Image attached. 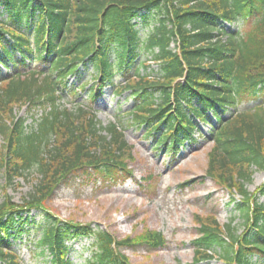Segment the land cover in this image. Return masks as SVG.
Returning a JSON list of instances; mask_svg holds the SVG:
<instances>
[{"label":"trees","instance_id":"obj_1","mask_svg":"<svg viewBox=\"0 0 264 264\" xmlns=\"http://www.w3.org/2000/svg\"><path fill=\"white\" fill-rule=\"evenodd\" d=\"M0 6L7 14L0 19V171L8 183L33 170L40 176L21 204L8 195L0 203V264H22L13 241L28 231L33 210L44 214L36 249L49 252V264H73L67 242L80 238L93 239L88 264H128L122 248L165 246L157 230L120 239L61 220L44 202L73 175L101 184L130 176L135 157L126 127L143 128L157 148L174 155L185 141H195L209 114L216 123L209 130L206 175L239 195L233 202L244 227L238 232L234 219L220 224L214 214L196 213L190 264L215 256L229 264H264V182L247 189L255 169H264V103L223 116L264 95V0H0ZM143 10L159 18L142 39L134 19L145 18ZM239 19L237 31L223 26ZM148 60L159 64L157 74L147 70ZM88 63L95 72L90 102L106 84L134 98L126 123L122 116L102 125L91 104L61 105L64 93L78 94L69 78ZM119 72L125 80L118 85ZM24 106L41 110L32 124L15 112Z\"/></svg>","mask_w":264,"mask_h":264},{"label":"rangeland","instance_id":"obj_2","mask_svg":"<svg viewBox=\"0 0 264 264\" xmlns=\"http://www.w3.org/2000/svg\"><path fill=\"white\" fill-rule=\"evenodd\" d=\"M141 15L146 17L141 18L139 15L134 21L143 39L157 25L159 15L154 10L150 12L143 10ZM6 17L7 14L0 6V19ZM242 25L241 19L233 24L223 23L228 32L237 31ZM111 54L114 55L113 52ZM19 57L20 55L16 54V58ZM148 58L146 54L140 55L142 60ZM147 64L150 65L147 70L157 74L159 64L152 60H148ZM27 65L30 67L32 63L27 61ZM10 69H12L10 64L8 68L2 67L3 72ZM94 75L90 63L85 67L81 66L77 75L69 78V84H75L78 94L70 96L64 93L60 100L61 105L73 109L77 104L85 107L91 104L102 125L116 122L122 116L123 122L126 123L128 118L126 113L134 106V98L128 91L119 94L115 87L106 84L100 89L95 101L90 102L89 88L94 82ZM124 80V75L120 72L114 78L118 85ZM78 86H84V89L80 90ZM263 103L264 95L256 100L240 103L223 116L255 108ZM15 112L26 117L27 124H32L41 114L39 108L29 110L26 106ZM209 119L210 122L199 123L198 130L194 133L195 141H185L174 155L167 153L163 148H157L156 140L151 136H145L143 128L126 127L124 136L132 146L135 157L129 161V168L132 171L130 176H121L115 181L101 184L93 178H85L82 174L73 175L55 188L44 205L61 220L88 223L95 229L108 230L120 239L134 235L143 228L157 230L163 234L166 239L163 247L150 249L145 245H137L122 248L121 252L128 257V264L192 263L195 256L192 240L197 236V225L193 220L196 213L214 214L220 224H226L234 219L233 223L238 232L244 227L241 213L235 205V202L239 201V195L219 186L206 175L212 146L209 130L211 125L216 123L212 114H209ZM39 178L40 176L33 170L26 176L17 177L8 183L5 173L0 171V203L8 195L13 202L21 204L34 192ZM263 182L264 169H255L251 182L247 183V189L254 192ZM259 201L264 204V194L259 196ZM30 216L33 223L28 224V231L15 238L12 248L15 249L22 264H49L51 258L49 252L46 250L40 253V249H36L44 214L33 210ZM92 240V238L68 240L73 264H88ZM255 259L254 256L252 260ZM199 264L229 263L215 256Z\"/></svg>","mask_w":264,"mask_h":264}]
</instances>
